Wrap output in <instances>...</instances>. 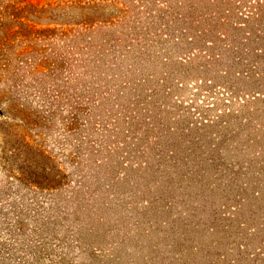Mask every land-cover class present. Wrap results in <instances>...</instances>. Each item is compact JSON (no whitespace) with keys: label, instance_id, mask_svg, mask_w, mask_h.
I'll return each mask as SVG.
<instances>
[{"label":"rangeland","instance_id":"374dc122","mask_svg":"<svg viewBox=\"0 0 264 264\" xmlns=\"http://www.w3.org/2000/svg\"><path fill=\"white\" fill-rule=\"evenodd\" d=\"M0 264H264V0H0Z\"/></svg>","mask_w":264,"mask_h":264}]
</instances>
